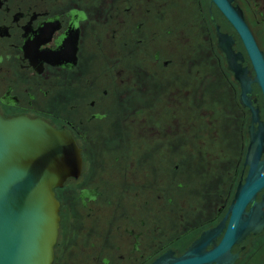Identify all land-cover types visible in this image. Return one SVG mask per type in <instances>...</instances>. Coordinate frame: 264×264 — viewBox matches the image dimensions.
<instances>
[{
  "label": "flooded vegetation",
  "instance_id": "flooded-vegetation-1",
  "mask_svg": "<svg viewBox=\"0 0 264 264\" xmlns=\"http://www.w3.org/2000/svg\"><path fill=\"white\" fill-rule=\"evenodd\" d=\"M229 2L264 52V0ZM220 37L246 66L211 0H0V114L69 130L81 156L54 190L51 264H169L226 225L250 115ZM254 200L247 233L201 264H264V187Z\"/></svg>",
  "mask_w": 264,
  "mask_h": 264
},
{
  "label": "water",
  "instance_id": "water-1",
  "mask_svg": "<svg viewBox=\"0 0 264 264\" xmlns=\"http://www.w3.org/2000/svg\"><path fill=\"white\" fill-rule=\"evenodd\" d=\"M236 31L248 61L233 52L229 37H220L228 68L238 83V101L249 110L248 143L243 164L247 166L227 206V222L203 232L185 254L169 264H201L227 255V248L250 229L245 205L255 204L264 187V121L253 105L256 86L264 106V52L257 46L240 11L230 0H211ZM81 169L80 151L69 130L56 128L40 118L0 114V264H51L59 224L55 188L75 178ZM258 212V209L255 210ZM224 227L213 250L201 253L207 241Z\"/></svg>",
  "mask_w": 264,
  "mask_h": 264
},
{
  "label": "rangeland",
  "instance_id": "rangeland-1",
  "mask_svg": "<svg viewBox=\"0 0 264 264\" xmlns=\"http://www.w3.org/2000/svg\"><path fill=\"white\" fill-rule=\"evenodd\" d=\"M259 36V43L261 46H264V41H263V37H261V35H258ZM247 65H248V62H247ZM257 91V88H255V92ZM246 144V141L244 140V146Z\"/></svg>",
  "mask_w": 264,
  "mask_h": 264
}]
</instances>
